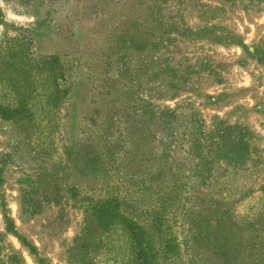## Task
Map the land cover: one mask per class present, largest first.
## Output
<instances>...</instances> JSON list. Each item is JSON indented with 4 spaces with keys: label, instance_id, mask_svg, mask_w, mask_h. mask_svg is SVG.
Here are the masks:
<instances>
[{
    "label": "rangeland",
    "instance_id": "rangeland-1",
    "mask_svg": "<svg viewBox=\"0 0 264 264\" xmlns=\"http://www.w3.org/2000/svg\"><path fill=\"white\" fill-rule=\"evenodd\" d=\"M157 1L196 39L151 51L143 34H117L106 47L91 40L101 0H0V105L16 104L2 69L14 52L32 116L0 117V264H133L125 228L93 222L118 194L164 209L177 264H264V0ZM208 27L223 40L195 36ZM69 47L76 92L53 104L42 58ZM174 179L204 206L170 202Z\"/></svg>",
    "mask_w": 264,
    "mask_h": 264
},
{
    "label": "trees",
    "instance_id": "trees-1",
    "mask_svg": "<svg viewBox=\"0 0 264 264\" xmlns=\"http://www.w3.org/2000/svg\"><path fill=\"white\" fill-rule=\"evenodd\" d=\"M101 1L105 3L107 9L101 13L102 15L98 13L93 15L95 37L91 40L94 41L99 35L105 39L106 47L114 43L113 37L117 34L121 41L129 34L137 39V35L141 33L147 48L157 51L161 46L170 44L169 37H189L192 33L183 23V18L178 16L179 11L178 15L172 11L166 12L164 5L157 0H147L145 5L134 3V0ZM2 24L3 21L0 19V26ZM220 34L222 35V33L215 32V27L198 29L195 32L199 40L209 42H221L223 37ZM234 40L233 37H226L224 42L234 44ZM101 48L104 49L102 45ZM74 51V48L69 47L66 54L55 53L42 58L43 68L51 83L49 101L53 104L60 101L68 102L75 95L77 85L75 71L79 65V55ZM13 53L8 54L6 61L5 58L3 59L2 69L7 71L6 81L16 94V104L13 107L0 105V117L5 120L30 121L32 119L28 101L30 86L26 77H20L16 60H13ZM174 116L175 114L169 111L161 114L158 119L163 120L162 128L171 126V121H165L163 118ZM167 197L170 202L185 197L187 202L185 210L187 211L198 210L204 206L203 200L197 203L198 199L194 194L192 184H181L179 179H174L169 185ZM160 207L140 211L136 207H130L124 195L118 194L96 202L92 207V217L94 224L101 230H107L115 223L125 228L133 244V264H177L180 260L179 244L176 237L168 233L164 209L160 211Z\"/></svg>",
    "mask_w": 264,
    "mask_h": 264
}]
</instances>
